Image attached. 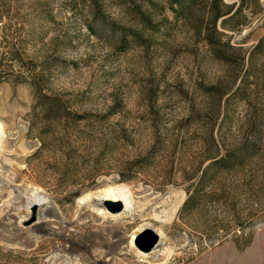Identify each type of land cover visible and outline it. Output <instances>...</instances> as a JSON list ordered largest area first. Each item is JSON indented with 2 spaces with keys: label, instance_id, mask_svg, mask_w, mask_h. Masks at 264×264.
<instances>
[{
  "label": "rangeland",
  "instance_id": "374dc122",
  "mask_svg": "<svg viewBox=\"0 0 264 264\" xmlns=\"http://www.w3.org/2000/svg\"><path fill=\"white\" fill-rule=\"evenodd\" d=\"M210 1L0 0V264H264V0H223L216 54ZM123 186L130 215L78 211Z\"/></svg>",
  "mask_w": 264,
  "mask_h": 264
},
{
  "label": "trees",
  "instance_id": "16d2710c",
  "mask_svg": "<svg viewBox=\"0 0 264 264\" xmlns=\"http://www.w3.org/2000/svg\"><path fill=\"white\" fill-rule=\"evenodd\" d=\"M169 2L171 5V8L175 10V12L180 17L188 20L187 16L193 11V9H196L200 5L201 0H169ZM254 2L255 4H258L259 0H254ZM242 9H243V6H239L238 8H236L235 5H231V6L225 5L223 3V0H211L210 1L208 5L209 30L207 32L205 39L207 43L211 46L214 54L218 53V51H217V45H215L217 43L214 41L213 35H215L219 22L222 20V25L224 27H228L230 29L236 30L240 26V23L237 22V20L242 15ZM138 18H139L140 24L145 29L148 28L154 31L159 29L158 27H156L157 24L153 22L152 15H148L145 13H139ZM241 24H244V23H241ZM199 34H202V32L199 31ZM128 36L133 39V42L134 41L138 42V41L143 40V38L137 35V33L135 32H133L130 35L129 33L122 32L121 40L123 41V43L127 42L126 39H128L127 38ZM259 47L260 46H258V48ZM51 105H52L51 108H53L54 104H51ZM48 111H51V109H48Z\"/></svg>",
  "mask_w": 264,
  "mask_h": 264
},
{
  "label": "bare ground",
  "instance_id": "6f19581e",
  "mask_svg": "<svg viewBox=\"0 0 264 264\" xmlns=\"http://www.w3.org/2000/svg\"><path fill=\"white\" fill-rule=\"evenodd\" d=\"M5 141L6 139H5L4 129L0 125V152H2V149H4L6 146ZM6 162L10 163V160H6ZM6 174H7V178H11V177L14 178L17 176L15 172L13 174H10V172L8 171L6 172ZM35 189H34L35 190L34 200L30 201L27 207H24V208L30 211L34 207L40 208L44 205L45 206L51 205V206H54V208L57 207L53 202L50 201V198L46 194H43L40 191L41 189L40 190L37 188ZM108 202H114V203L119 202L122 213L126 215H130L136 210V202L134 200L133 194L125 186L120 187V188H114V189H104L99 192L90 193L80 199V201L77 204V208L79 212H82L85 209L90 208L91 210H96L100 216L107 217L109 213L108 211H106L105 207ZM177 210H178V207L176 206L172 210V215H171L172 217L176 214ZM147 228H149V226L141 227L136 231V233L132 236L131 245L134 244V239L136 238V236ZM157 234H158V237L162 238L163 233L161 231H158Z\"/></svg>",
  "mask_w": 264,
  "mask_h": 264
},
{
  "label": "water",
  "instance_id": "95a60500",
  "mask_svg": "<svg viewBox=\"0 0 264 264\" xmlns=\"http://www.w3.org/2000/svg\"><path fill=\"white\" fill-rule=\"evenodd\" d=\"M107 205L111 210H120L121 206L119 203L108 202ZM37 207H34L33 210H36ZM135 247L142 253L150 254L160 245V238L158 235L147 228L143 230L140 234L134 239Z\"/></svg>",
  "mask_w": 264,
  "mask_h": 264
}]
</instances>
